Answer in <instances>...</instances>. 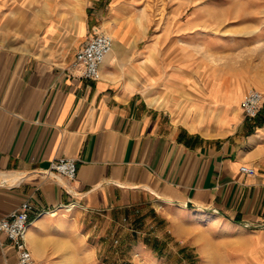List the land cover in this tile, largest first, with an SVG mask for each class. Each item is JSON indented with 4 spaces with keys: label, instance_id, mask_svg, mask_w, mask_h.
<instances>
[{
    "label": "crops",
    "instance_id": "1",
    "mask_svg": "<svg viewBox=\"0 0 264 264\" xmlns=\"http://www.w3.org/2000/svg\"><path fill=\"white\" fill-rule=\"evenodd\" d=\"M133 1L0 0V217L32 202L25 236L37 264H56L63 217L52 218L70 206L202 214L264 249V105L252 118L241 106L254 75L168 40ZM97 31L113 44L93 79L70 65ZM60 155L76 159L74 178L46 172ZM14 260L0 232V264Z\"/></svg>",
    "mask_w": 264,
    "mask_h": 264
},
{
    "label": "rangeland",
    "instance_id": "2",
    "mask_svg": "<svg viewBox=\"0 0 264 264\" xmlns=\"http://www.w3.org/2000/svg\"><path fill=\"white\" fill-rule=\"evenodd\" d=\"M133 2L168 40L186 39L228 72H252L248 88L264 91V0ZM159 208H134L118 217L62 208L52 218L63 217L56 264H264V249H251L243 230L202 214L166 219Z\"/></svg>",
    "mask_w": 264,
    "mask_h": 264
},
{
    "label": "built area",
    "instance_id": "3",
    "mask_svg": "<svg viewBox=\"0 0 264 264\" xmlns=\"http://www.w3.org/2000/svg\"><path fill=\"white\" fill-rule=\"evenodd\" d=\"M113 38L106 31H97L90 34L77 48L71 62V70L76 74L87 78H98L100 76V64L112 49ZM264 101V93L255 87L246 90L241 99L244 116L252 118L257 115ZM240 170L253 174L255 169L248 164H241ZM46 172L62 174L67 178H74L76 174V159L72 156L60 155L51 159ZM50 209H42L36 212L40 215ZM34 206L29 199L11 209L0 217V232H4L11 241L15 260L13 264H37L26 241V230L31 221V212Z\"/></svg>",
    "mask_w": 264,
    "mask_h": 264
}]
</instances>
